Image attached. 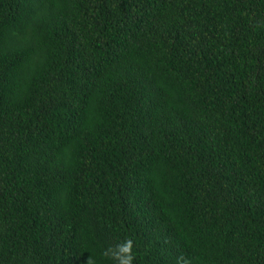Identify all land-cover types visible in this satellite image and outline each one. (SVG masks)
<instances>
[{"label": "trees", "instance_id": "1", "mask_svg": "<svg viewBox=\"0 0 264 264\" xmlns=\"http://www.w3.org/2000/svg\"><path fill=\"white\" fill-rule=\"evenodd\" d=\"M0 264H264V0H0Z\"/></svg>", "mask_w": 264, "mask_h": 264}]
</instances>
